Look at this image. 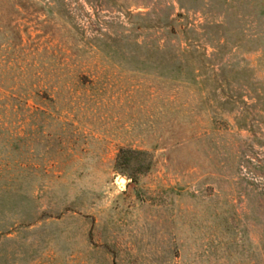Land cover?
<instances>
[{
	"label": "rangeland",
	"instance_id": "1",
	"mask_svg": "<svg viewBox=\"0 0 264 264\" xmlns=\"http://www.w3.org/2000/svg\"><path fill=\"white\" fill-rule=\"evenodd\" d=\"M0 264H264V0H0Z\"/></svg>",
	"mask_w": 264,
	"mask_h": 264
},
{
	"label": "water",
	"instance_id": "2",
	"mask_svg": "<svg viewBox=\"0 0 264 264\" xmlns=\"http://www.w3.org/2000/svg\"><path fill=\"white\" fill-rule=\"evenodd\" d=\"M119 180H124L123 178H120Z\"/></svg>",
	"mask_w": 264,
	"mask_h": 264
},
{
	"label": "bare ground",
	"instance_id": "3",
	"mask_svg": "<svg viewBox=\"0 0 264 264\" xmlns=\"http://www.w3.org/2000/svg\"><path fill=\"white\" fill-rule=\"evenodd\" d=\"M121 182H124V180H120Z\"/></svg>",
	"mask_w": 264,
	"mask_h": 264
}]
</instances>
